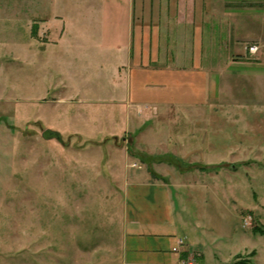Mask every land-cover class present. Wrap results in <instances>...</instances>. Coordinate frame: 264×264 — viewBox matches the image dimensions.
<instances>
[{"label": "rangeland", "instance_id": "rangeland-1", "mask_svg": "<svg viewBox=\"0 0 264 264\" xmlns=\"http://www.w3.org/2000/svg\"><path fill=\"white\" fill-rule=\"evenodd\" d=\"M107 12L0 0V264H120L143 175L170 191L184 261L264 264V85L228 78L238 90L204 103L180 87L126 100ZM215 48L204 57L217 63L228 51ZM47 128L62 141L43 139Z\"/></svg>", "mask_w": 264, "mask_h": 264}, {"label": "crops", "instance_id": "crops-1", "mask_svg": "<svg viewBox=\"0 0 264 264\" xmlns=\"http://www.w3.org/2000/svg\"><path fill=\"white\" fill-rule=\"evenodd\" d=\"M89 2L101 3L108 10L105 16L112 21L106 34L111 81L125 86L126 100L136 102L141 92L156 97L158 92L172 93L180 87L185 90L177 97L204 103L217 94L225 95L226 89L238 90L226 82L228 78L260 80L264 85V60L261 54L255 56L258 50L251 53L249 46L245 47L248 40L264 44V0ZM213 47L228 51L227 57L217 63L209 54L205 59ZM230 55L247 59L228 58ZM216 66L222 70L211 72ZM177 112L194 115V110L186 107ZM142 179L143 183L131 185L129 191L132 206L124 222L120 264H183L186 249L172 251L181 224L174 218L170 191L163 183L150 182L144 175Z\"/></svg>", "mask_w": 264, "mask_h": 264}, {"label": "water", "instance_id": "water-1", "mask_svg": "<svg viewBox=\"0 0 264 264\" xmlns=\"http://www.w3.org/2000/svg\"><path fill=\"white\" fill-rule=\"evenodd\" d=\"M41 137H42L43 139H46V140H48V139H56V140H58L59 142L62 141L61 134H60L58 131H56V130H52V129H49V128L44 129V130L42 131V133H41Z\"/></svg>", "mask_w": 264, "mask_h": 264}, {"label": "built area", "instance_id": "built-area-1", "mask_svg": "<svg viewBox=\"0 0 264 264\" xmlns=\"http://www.w3.org/2000/svg\"><path fill=\"white\" fill-rule=\"evenodd\" d=\"M258 47L256 45L249 46L248 50L251 53H255L257 51ZM183 244V241L181 239H177L175 242V245L172 247V251L179 252L180 248ZM183 264H191L189 260L183 261Z\"/></svg>", "mask_w": 264, "mask_h": 264}]
</instances>
